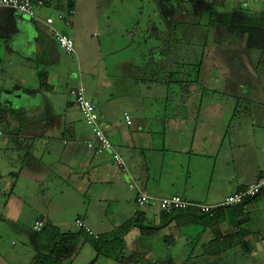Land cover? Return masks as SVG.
I'll return each instance as SVG.
<instances>
[{
  "label": "crops",
  "instance_id": "crops-1",
  "mask_svg": "<svg viewBox=\"0 0 264 264\" xmlns=\"http://www.w3.org/2000/svg\"><path fill=\"white\" fill-rule=\"evenodd\" d=\"M65 1L55 0L51 6L39 9V20L0 9V75L8 64L13 82L6 85L0 81V201L5 198L0 220L22 234L34 231L37 220L61 232L77 233L75 224L81 220L96 235L107 236L136 214V192L129 188L131 177L157 198L180 195L193 203L218 205L264 175V68L259 67L240 72L209 70L202 61L197 64L198 80L193 68L196 64L185 67V84L168 88L162 96L161 114L153 115L145 112L147 101L139 93H133L130 98L122 96L128 101L122 106H130L122 109L118 97L112 98L115 103L104 94L109 92V86L99 79L95 91L87 96L96 105L101 126L125 160L131 176L115 164L111 152L96 154L90 150L88 143L94 136L70 96V90L79 87L82 81L67 91L69 105L58 114L54 88H43L37 72H31L35 83L30 81L23 86L21 68L17 69L20 63L18 67L14 63L23 59L24 50L29 52L26 57L48 56L54 46L63 51L45 20L55 18L57 30L68 29V21H57L60 14L67 13ZM76 2L71 3L74 13L67 19L71 26L76 21ZM209 2L216 7L214 0ZM216 8H219L217 14L211 11L205 18L208 34L200 31L197 23L177 26L187 33L188 43H211L215 58L214 54H220L213 50L215 45L243 44L252 35L264 37V32L253 34L248 27L244 31L240 23L230 24L228 19L235 13L241 21L248 17L263 20L264 0H256L248 8L236 0H226L224 6ZM15 14L22 17L21 21L16 22ZM26 19L37 21V33L28 36L22 23ZM24 35L31 37L26 48L22 47ZM171 51L174 63L182 57L192 58V52L206 58L197 49L187 50L183 43ZM168 71L170 76L172 68ZM132 81L133 92H139L140 84H147L137 79ZM147 90H151L150 86ZM224 92H229L235 101L215 99ZM17 101L21 103L18 105ZM125 113L132 118L130 126ZM4 161L6 165L1 164ZM8 187H12L9 193ZM72 193L73 197L91 195L96 210L102 213L97 219L88 206L84 216L71 224L73 230L64 231L70 224L65 221L67 209L63 204ZM248 207V213L240 217H236L235 207L220 209L218 214L223 220L201 229L179 227L173 219L163 223L155 207L139 210L156 226H168L166 235L163 231L167 253L133 239L134 243L124 248L128 253L125 259H129L128 264H264V196L254 199ZM237 232L246 234V248L236 246L218 256L205 253L210 242ZM121 239L126 242L124 237ZM85 241L84 236H79L78 254L63 258V264H110L108 258ZM46 244L51 246L48 252L52 251V243L48 240ZM109 247L112 251L114 245ZM199 247L201 250L196 252ZM33 249L35 254L25 264H33L41 253L39 248ZM5 256L0 252V264H19L18 259L9 260ZM126 263V260L122 262Z\"/></svg>",
  "mask_w": 264,
  "mask_h": 264
},
{
  "label": "rangeland",
  "instance_id": "rangeland-1",
  "mask_svg": "<svg viewBox=\"0 0 264 264\" xmlns=\"http://www.w3.org/2000/svg\"><path fill=\"white\" fill-rule=\"evenodd\" d=\"M211 11L217 14L219 8L213 7L209 0H77L76 21L73 24L74 27L72 26L74 33L70 34L66 27L60 30L62 34L73 38L76 55L69 57L60 48L54 46L49 49L51 51L48 56L44 54L38 57H26L25 54L29 52L24 50L23 59L15 60L14 63L16 67L20 63L17 69L20 71L21 68L23 86L29 84L30 81L31 84L35 83L31 72L47 73L48 84L54 88L53 100L56 101L58 114L69 105L70 98L67 91L71 87H77L82 81L87 93L92 94L99 79L109 86L107 89L109 92L104 93L109 100L113 97L116 100L118 97V102L122 106L128 103L127 100H123L122 96L130 98L133 93H139L147 101L145 112L150 115L161 114L164 106L162 96L164 93L167 94L168 88L173 87L174 89L178 86L174 81L185 79L183 75L185 67L195 64L196 67L203 61L204 68L209 70L222 68L240 72L252 70L255 67L264 68V37L258 35H252L243 44L213 45V50L220 53L219 55L214 54L215 58L212 56L211 43L204 44L198 41L188 43L185 37L187 33L182 32L183 30L177 26L197 23L199 24L198 29L208 34V21L205 18L210 15ZM37 15H40L39 10ZM51 15L57 17L56 13H51ZM195 18H197L196 22ZM21 19L19 14H15L16 22ZM228 19L230 24L240 23L244 31L248 27L247 30L253 34L264 32V26L260 25H264V19L248 17L241 21L235 13H232ZM22 21L28 36L37 33L35 23L37 21L31 22L27 19ZM57 21H59L58 18ZM28 36L22 37L23 48L29 47L27 42L31 37ZM181 43L189 51L197 49V52L206 54V58L202 59L199 53L192 52V58L182 57L174 63L171 50L173 47L180 46ZM5 63L8 62L5 61ZM169 67L172 68L171 72L181 73L175 75L173 82L168 74ZM9 71L8 64H6L5 73L0 75V81L5 82L6 85L13 83L9 78ZM135 79L147 82L144 85L140 84L139 92L130 90L132 80ZM149 86L150 91L147 90ZM215 99H224L230 103L235 101L229 92L216 95ZM115 100L112 101L116 103ZM15 103L19 105L21 102ZM124 108H130V106H122V109ZM1 164H5V161ZM11 189L12 187H8L6 192L9 193ZM92 198L88 194L73 197V193L69 199L65 198L66 201L63 204L67 209L65 221L70 225L64 231L73 230L71 224L84 216L88 206L95 218H99L102 212L96 210V201ZM4 202L5 198L2 197L0 214L4 212ZM52 206L58 207V204H52ZM7 224L3 219L0 220V252L5 254L6 258L18 259L19 264H25L29 257L35 254L33 248H39L41 253H49L48 249L51 246L46 244L48 237L32 230L22 234ZM144 227L154 229L156 232L151 236H142L138 227L130 229L123 236L126 242L113 243L114 248L112 247V251L108 252L110 256L108 263L122 264L126 260L128 264L129 259H125L128 253L124 248L127 244L134 243L133 239L154 246L159 252L167 253L163 231L165 230L166 235L168 226L158 227L151 220L145 223ZM192 227L201 229L204 226L194 225ZM26 246L29 248H25ZM75 249L72 247V253H67L65 257L73 258ZM198 250L200 251L201 248L195 249L196 252ZM116 253L120 257L119 260L114 259Z\"/></svg>",
  "mask_w": 264,
  "mask_h": 264
},
{
  "label": "built area",
  "instance_id": "built-area-1",
  "mask_svg": "<svg viewBox=\"0 0 264 264\" xmlns=\"http://www.w3.org/2000/svg\"><path fill=\"white\" fill-rule=\"evenodd\" d=\"M55 0H0V9H8L16 11L21 15L33 19L39 20L37 11L39 9H45L51 6ZM240 2L243 8H248L253 1L256 0H237ZM71 3L74 0H70ZM74 13L73 9L67 11L66 15L60 14L58 16L59 21H68L67 27L70 34H73V29L68 17ZM55 18L48 17L45 20V24L49 28V32L54 39L58 42L63 51L69 55H76L75 43L71 36L62 34L55 28ZM70 96L74 102V105L78 108L82 115L85 124L91 129L94 136V140L88 143V148L96 154H102L105 152H111L115 164L123 171V173L130 175L127 164L123 157L115 150V147L103 127L100 123V113L94 103L89 100L85 87L81 84L79 87L70 90ZM127 125H132V118L129 113L124 114ZM131 176V175H130ZM129 188L136 192V211L144 210L149 207H155L160 212L164 211L167 214H171L177 211L195 210L204 215L213 214L220 209L227 207L243 206L247 207L248 202L256 199L258 196L264 193V175L260 176L255 182L251 183L247 187L240 189L230 195L223 203L218 205H206L200 203H193L180 195H173L166 198H157L150 195L142 185H140L132 177L130 179ZM77 229L84 230L88 235L98 239L99 235H96L92 229H90L84 221L78 220L75 224ZM45 227V223L42 220L35 222L33 230L41 232Z\"/></svg>",
  "mask_w": 264,
  "mask_h": 264
},
{
  "label": "trees",
  "instance_id": "trees-1",
  "mask_svg": "<svg viewBox=\"0 0 264 264\" xmlns=\"http://www.w3.org/2000/svg\"><path fill=\"white\" fill-rule=\"evenodd\" d=\"M65 3H66L67 11L72 9V4L70 0H66ZM225 3L226 0H214L213 4L216 7H221L224 6ZM193 68L194 70H196L195 78H197L198 80L199 66L196 67L194 66ZM179 74L181 73L172 72L170 75L171 82H173L172 79L175 78V75H179ZM38 75L41 86L45 89H50L51 87L48 84L47 76H46L47 73H40ZM174 82L177 84H185L183 80L174 81ZM261 196H264V193L258 196L257 198ZM252 201H249L248 204ZM248 208H249L248 205L246 208H244L243 206H235V209L237 211L236 217H240L241 215L248 213L249 210ZM219 211L220 210L216 211L212 215L211 214L204 215L191 209L183 212L177 211L171 214H167L164 211L160 213H161V218L164 219L163 223L164 222L166 223L167 220L169 219H173L176 222V225L179 227L193 226V225H202L206 227L210 225L212 222H220L223 220L220 219V215L218 214ZM148 221L149 219L147 218L145 213L141 211H136L135 216L131 220L127 221L124 225H122L119 229H117V231H115L111 235L99 236L98 239L88 235L84 230H79V232L77 233H72V232L65 233V232H61L60 229L56 227L45 225V227L40 233L48 237L49 241L52 243L54 248L48 254L39 253L33 264H63V258L66 256L67 253H72L71 252L72 247L75 249L76 240L81 235L86 238L85 241L86 244H90L98 254L108 258L110 257L108 252L111 250L109 246H112L113 243L115 242L124 243L123 240L122 241L120 240L121 238H123L124 234L130 229L138 227L140 234L142 236L153 235L156 232L154 229H148L144 227V224L147 223ZM245 235L246 234L237 232L234 235H227L223 238H217L214 241L210 242L205 247V253L211 256H218L236 246H241L242 248H246L247 244L245 242ZM73 252L76 255L78 254L79 251L75 249V251ZM115 257H116L115 259L118 260V257L117 256Z\"/></svg>",
  "mask_w": 264,
  "mask_h": 264
}]
</instances>
